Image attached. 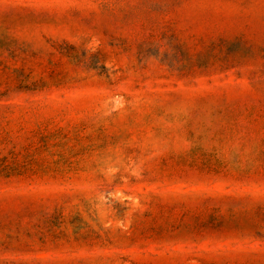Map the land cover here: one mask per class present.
<instances>
[{
  "label": "rangeland",
  "instance_id": "obj_1",
  "mask_svg": "<svg viewBox=\"0 0 264 264\" xmlns=\"http://www.w3.org/2000/svg\"><path fill=\"white\" fill-rule=\"evenodd\" d=\"M0 264H264V0H0Z\"/></svg>",
  "mask_w": 264,
  "mask_h": 264
}]
</instances>
